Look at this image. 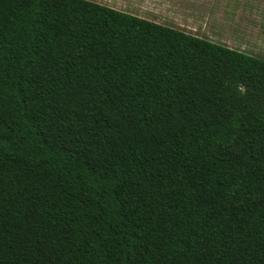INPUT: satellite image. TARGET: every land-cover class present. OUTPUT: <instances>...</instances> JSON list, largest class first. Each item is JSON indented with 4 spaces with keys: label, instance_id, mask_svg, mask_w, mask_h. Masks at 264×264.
<instances>
[{
    "label": "trees",
    "instance_id": "obj_1",
    "mask_svg": "<svg viewBox=\"0 0 264 264\" xmlns=\"http://www.w3.org/2000/svg\"><path fill=\"white\" fill-rule=\"evenodd\" d=\"M0 264H264V58L0 0Z\"/></svg>",
    "mask_w": 264,
    "mask_h": 264
},
{
    "label": "rangeland",
    "instance_id": "obj_2",
    "mask_svg": "<svg viewBox=\"0 0 264 264\" xmlns=\"http://www.w3.org/2000/svg\"><path fill=\"white\" fill-rule=\"evenodd\" d=\"M264 58V0H92Z\"/></svg>",
    "mask_w": 264,
    "mask_h": 264
}]
</instances>
